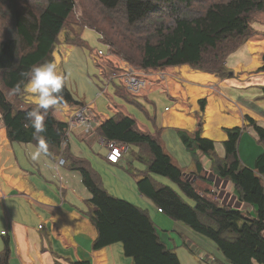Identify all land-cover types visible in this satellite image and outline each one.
<instances>
[{
  "label": "trees",
  "instance_id": "16d2710c",
  "mask_svg": "<svg viewBox=\"0 0 264 264\" xmlns=\"http://www.w3.org/2000/svg\"><path fill=\"white\" fill-rule=\"evenodd\" d=\"M96 3L99 20L92 21L90 26L104 35L128 64L140 69L186 65L221 78L231 76L226 69L228 55L251 35L250 16L264 13V0H96ZM74 7V0H0V18L8 23L6 35L0 34V84L5 89L12 92L15 85L24 81L22 91L27 78L21 73L53 61L58 36ZM66 43L84 47L80 41ZM260 90L264 99V86ZM60 95L62 102L58 105H81L65 83ZM199 103L204 109V100L199 99ZM34 107H15L0 86V121L11 141L36 145L33 129L26 126L25 119ZM246 119L257 142L264 147V126L250 117ZM66 124L55 119L52 109L45 116L46 131L42 135L48 144L47 156L52 159L59 154ZM96 130L105 140L146 149L147 172L168 178L192 202H186L170 186L155 185L145 174L136 182L137 191L162 213L211 240L229 264H264V151L255 157L252 168L243 164L238 152L242 127L225 129L223 157L217 156L214 141L203 137L200 130L189 133L179 129L177 134L199 171L202 164L196 150L209 158L213 174L233 184L237 200L252 208L248 214L220 204L209 189L199 191L157 139L140 131L131 116L117 111L102 120ZM63 153L66 166L80 173L90 193L88 203L93 210L88 215L97 232L93 250L121 243L124 255L133 264H181L177 254L159 237L145 209L109 194L85 159L72 155L68 147ZM3 243L0 264H9V239L4 238ZM51 264L62 263L55 260ZM69 264L91 263L81 259Z\"/></svg>",
  "mask_w": 264,
  "mask_h": 264
},
{
  "label": "crops",
  "instance_id": "0c3cea01",
  "mask_svg": "<svg viewBox=\"0 0 264 264\" xmlns=\"http://www.w3.org/2000/svg\"><path fill=\"white\" fill-rule=\"evenodd\" d=\"M245 43L239 48L243 47ZM236 59L234 60L235 63ZM227 67L231 68L229 66ZM188 68L190 67L188 66ZM192 70L193 71L188 69L181 72L180 66H170L166 72V80L158 84L165 88L164 91H166V95H168L176 105L179 104L178 100L180 96H178V94L181 95L180 89L184 90L182 86L184 83H187V80L182 79L183 75L188 76L189 80L192 81L191 83L196 86L203 85L207 80L209 81L206 83L212 82L210 80L214 81V79L202 74L206 72ZM198 71L202 73H198ZM211 75L218 77L220 84L233 86L227 82L230 79L221 78L215 74ZM230 77L233 78V71H231ZM245 82L247 84L246 91L255 92V97L260 99L261 90L259 85L261 83L257 75L249 74ZM115 84L116 83L112 86L115 87ZM154 84L155 81L150 80L147 87L138 96H132L134 100L130 101L131 104L141 107L142 103H144L149 106L150 101L147 97L153 87H155ZM208 87L209 90L216 94L222 93L217 83H210ZM23 90L21 94L22 92L24 93ZM190 90L194 93L199 92L198 89L193 87L190 88ZM98 91L99 88L97 87V92ZM106 92L107 91L103 90V94ZM124 92L127 94L125 90ZM96 93L95 96L97 98L100 97L97 96ZM72 97L81 105L90 107L91 114L96 122L95 129H97V126L102 120L108 118L102 116L101 111L98 110L96 106L92 107L93 104H91V102L86 103L84 100H80L73 96V94ZM184 98L186 97L184 96ZM78 106L79 105L74 104L57 105L55 108H52V114L55 119L67 122ZM118 106L124 107V105ZM247 108L250 110L249 113L255 115L259 114L260 120L247 114L243 117L245 119L250 117L257 124L261 125V122H264V109L260 107L259 104L257 105L251 102H247ZM119 111L127 114L121 109ZM204 111L205 108L203 113ZM113 114L112 112L111 116H113ZM98 119H100V121ZM1 123L0 121V168H13L0 169V236L3 239H9V264H51L55 260L62 264H69L72 261L81 259H87L91 264H133L132 260L124 255L121 243H114L99 250L92 249V242L97 232L88 215V213L93 210V207L88 203L90 193L84 186L80 173L77 170L69 169L66 165H62L65 169H57L60 167L57 164L59 159L58 156L55 159L45 156L41 160L42 164L47 168H49V165L48 163L46 165V161L44 160H51L52 163L55 164L56 169H40V164L32 161L28 156V149L30 147L34 148L35 144L11 141L7 136L5 126L3 123L1 125ZM135 123L140 131L150 133L157 139L163 147V150L170 156L171 161L182 169L184 176L193 181L199 188V191L209 189L213 194L212 196L223 205L226 204V201H232L233 196L236 198L233 184L213 174L212 171L208 169L211 164L209 158L198 150H196L195 155L202 164V169L199 171L196 168L191 153L184 147L177 134V130L183 128L176 127L170 129L169 126L166 127L153 123L151 125L153 131H149L147 128L146 130H142L143 128L140 129L136 120ZM200 127H202V123H199L194 131H186L194 133L200 130L201 135H203ZM223 129L225 131L227 127ZM248 129L253 131L247 120L242 124L241 143L238 152L243 164L252 168L255 157L264 151V147L262 145V147L259 145L252 146L251 142H254V140L250 137ZM70 135L71 138L68 139L69 141L67 144L70 153L86 160L94 177L108 193H124L128 195V197L135 199V205L137 204L140 208L147 211L157 231L167 233L166 235L164 234L167 236L165 239V237L163 238V236H161V232H158L163 243L169 249L176 252L181 264L182 261L187 263L189 259L184 251H181V248H179L181 246H176L177 242H174L170 237L174 230L161 228L165 226L172 227L170 217L159 212L158 208L148 198L142 196L137 191L136 182L145 174H149L155 185L168 184L170 187H173L170 183L171 181H166L167 179L165 178L158 181L157 175L147 172L146 158L149 157L148 151L142 153L143 148L134 145L136 150L133 156L143 164L144 168L142 167V169H106V166L111 167L118 164L119 161L115 164L107 161V149L100 143L99 139L101 136H99L97 130L85 133L81 128L77 127L73 129ZM254 136L256 138L255 132ZM129 146L130 145H126V150L121 159L125 157ZM60 149L63 150L65 147L62 149L60 146ZM223 155L224 151H220L219 154H217L219 157H223ZM99 157L101 159H99ZM97 159L103 162L102 169H98L94 165V161ZM222 185L226 188L223 198L220 194H215L217 191L213 189H217V187ZM176 188L179 193L182 194L177 186ZM15 198H17L16 202H14ZM227 198L228 200H226ZM17 204L20 206L19 210ZM244 206L249 208V213L252 211L249 205L244 204ZM174 222L177 223V221ZM155 223H158L160 227ZM167 241L173 244L171 245L167 243ZM190 242V240H182V245H184L186 249L188 248L190 253H198V249ZM3 249L0 253L3 252ZM203 259L210 264H218V260L211 258L209 255H205Z\"/></svg>",
  "mask_w": 264,
  "mask_h": 264
},
{
  "label": "rangeland",
  "instance_id": "374dc122",
  "mask_svg": "<svg viewBox=\"0 0 264 264\" xmlns=\"http://www.w3.org/2000/svg\"><path fill=\"white\" fill-rule=\"evenodd\" d=\"M74 2L75 7L58 36L57 44L53 52V61L57 65L58 74L64 78L65 85L71 91L73 96L80 100H84L86 103L91 102V104H93L92 107L96 106L98 110L101 111L102 116L109 118L112 115V112L116 113L121 109L122 111L131 115L137 121V125L140 129L143 128L142 130H146L147 128L149 131H153L151 126L153 123H157L158 125L166 127L169 126L170 129L178 127L188 131H194L199 123H202V127H200L203 133L202 136L210 138L215 142L216 154H219L220 151H223L222 141L226 138V133L223 129L224 127H242V124L247 121L243 117L245 114L260 120L259 114L255 115L249 113L250 110L247 108V102L256 103L257 105L259 104L260 107L264 109V99H257L255 97V92L246 91L247 84L245 81L247 80L249 74H254L257 75L258 80L261 83L259 86H264V61L262 60L264 54L263 12H256L250 16V26L252 31L251 35L248 36V38L240 45L242 46L246 42L243 47L239 48V46V49L237 48L234 53H230L226 59L227 66L231 67L226 69L233 71V78H227L230 79L227 82L233 86L220 84L218 77H215L210 73H202L199 71L198 73H202L207 77L214 79V81L210 80L212 82L206 83L209 81L207 80L203 85L196 86L191 83L192 81L189 80L188 76L183 75L182 79L187 80V83H184L182 86L184 87V90L180 89L181 95L178 94V96H180L178 100L179 104L176 105V103L170 97H168V95H166V91H164L165 88L158 85L161 83V81L166 80L165 78H167L166 72L168 67L157 69H140L139 67L125 62L123 58L115 52V48L113 46L110 45V49L104 47L103 44H107L104 35L97 32L90 26L92 21L99 20L96 16L98 12H100L96 0H74ZM104 24L108 26L107 23ZM7 27L8 23H4L0 18L1 36L6 35ZM112 30L114 31V29ZM67 40L77 42L80 41L84 47L69 45L66 43ZM99 50L102 51V54L98 53ZM235 59L236 63L234 62ZM129 66L134 67L139 74L145 76L148 82L150 80L155 81V87H153L152 91L147 97L150 101L149 106L144 103H142L143 107L131 104L130 101H133L134 97L129 96L124 92L122 84L117 75H120V73ZM180 69L181 72L188 69L193 71L192 68L190 69L186 65L180 66ZM114 83H116L115 87L112 86ZM210 83H217V85L220 87L219 90L222 93L216 94L209 90L208 86ZM0 86L3 88L7 98L13 103L15 107L22 108L35 105L34 95L28 91L27 84L24 87V93L22 92V94L18 93L15 95H12V92L5 89L2 84H0ZM97 87L99 90H105L107 92L97 98L95 96ZM192 87L198 89L199 92H192L190 90ZM184 96L186 98H184ZM202 98L204 100V113V109H201V105L198 101ZM118 105H124V107H119ZM98 120L100 121V119ZM263 124L264 122H261L262 126H264ZM248 130L250 137L254 140V142H251L252 146L259 145L262 147L263 145L257 142L254 132L251 129ZM70 138L71 135L69 139ZM240 139L238 143V149L241 143ZM66 148L67 146L63 150L60 149L58 158H65L63 152L66 150ZM135 150L136 147L134 145H130L126 151L125 157L120 159L119 163L116 165L111 167L106 166V169L144 168L143 164L134 158L133 155ZM142 150V153L147 152V150L144 148ZM99 159L101 158L99 157ZM99 159L94 161V165L98 169H102L103 162H101ZM44 161H46V165L48 163L49 168L43 165L40 161L38 162L40 164V169H56L55 164H53L51 160L48 159ZM64 165H66V162ZM0 169L13 168L2 167ZM57 169L65 168L60 166ZM208 169H210V167ZM164 178L165 177L163 176H158L157 179L158 181H161L160 179ZM165 179H167L166 181L170 182L168 178ZM170 183L173 185V187H171L173 189L175 188L174 190L179 193L175 184L173 182ZM164 185L170 186L168 184ZM213 189L217 191L215 194H220L222 198L225 196L224 190L226 188L223 185L217 187V189ZM109 194L117 198L127 200L133 204H135L134 202L136 201L124 193ZM180 195L182 196V194ZM182 197L186 202L192 204L189 199H186L184 196ZM16 200L17 198L14 199V202H16ZM226 200H228V198ZM227 204L228 206L233 205V208L241 210L244 214L249 213V208L244 206V204H240L237 199L234 198V196L232 201H226L225 205ZM17 208L19 210V204H17ZM171 221L172 227L165 226L161 228L174 230L170 237L174 240V242H177L176 246H181L179 248H181V251H184L185 255L189 259L187 263L182 261V264H210L203 259L205 255H209L211 258L217 259L218 264H228L220 251L217 249L216 245L211 240L193 232L181 222L176 223L173 219H171ZM155 224L160 227L158 223ZM158 232H161V236H163V238L165 237L166 239L167 236L165 235L167 233L162 231ZM182 240H190V243L194 244L196 249H198V253H190L188 248L186 249V247L182 245ZM167 243H170L171 245L173 244L170 241H167ZM3 247V238L0 236V252L2 251Z\"/></svg>",
  "mask_w": 264,
  "mask_h": 264
},
{
  "label": "clouds",
  "instance_id": "9594fccd",
  "mask_svg": "<svg viewBox=\"0 0 264 264\" xmlns=\"http://www.w3.org/2000/svg\"><path fill=\"white\" fill-rule=\"evenodd\" d=\"M27 78L28 91L34 95L35 107L26 113V126L33 129V137L37 143L28 149V156L34 162H40L48 154V144L43 137L46 131L45 116L50 109L62 102L60 95L64 86V78L58 74L54 61H45L32 66L27 72L21 73ZM21 83L12 89V95L21 91Z\"/></svg>",
  "mask_w": 264,
  "mask_h": 264
},
{
  "label": "built area",
  "instance_id": "2783aa9c",
  "mask_svg": "<svg viewBox=\"0 0 264 264\" xmlns=\"http://www.w3.org/2000/svg\"><path fill=\"white\" fill-rule=\"evenodd\" d=\"M104 47L110 49V44H103ZM99 54H102V51H98ZM118 79L120 80L122 87L124 90L130 94L131 96H138L148 85V81L145 76L138 73V71L129 66L128 68L124 69L120 75H117ZM103 94V90H99L96 95L100 96ZM66 127L63 132V136L61 139V148L67 146L68 139L70 137L71 132L73 129L79 127L85 133L94 132L95 129V119L91 114V109L87 105H79L77 109L72 113L69 117L68 121L66 122ZM100 143H102L107 149L106 159L110 163H117L123 153L126 150V144L117 142L114 140H105L104 138L100 137ZM65 160L63 158H59L57 164L59 166L64 165ZM215 199V198H214ZM216 200V199H215ZM158 211L161 212V209L158 208ZM4 233V232H2Z\"/></svg>",
  "mask_w": 264,
  "mask_h": 264
},
{
  "label": "water",
  "instance_id": "95a60500",
  "mask_svg": "<svg viewBox=\"0 0 264 264\" xmlns=\"http://www.w3.org/2000/svg\"><path fill=\"white\" fill-rule=\"evenodd\" d=\"M262 60L264 61V54H263Z\"/></svg>",
  "mask_w": 264,
  "mask_h": 264
}]
</instances>
